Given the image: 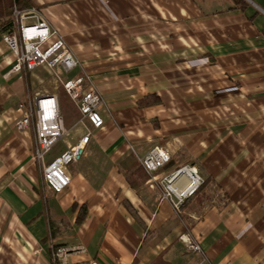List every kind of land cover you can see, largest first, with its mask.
<instances>
[{
    "label": "crops",
    "instance_id": "1",
    "mask_svg": "<svg viewBox=\"0 0 264 264\" xmlns=\"http://www.w3.org/2000/svg\"><path fill=\"white\" fill-rule=\"evenodd\" d=\"M244 1L33 0L79 62L63 76L9 74L0 26V264H264V0ZM80 77L104 99L101 129L64 90ZM55 93L65 134L44 163L91 133L62 192L34 125L18 129L33 96ZM155 147L171 160L152 178L140 158ZM186 166L209 198L177 211L161 182Z\"/></svg>",
    "mask_w": 264,
    "mask_h": 264
},
{
    "label": "built area",
    "instance_id": "2",
    "mask_svg": "<svg viewBox=\"0 0 264 264\" xmlns=\"http://www.w3.org/2000/svg\"><path fill=\"white\" fill-rule=\"evenodd\" d=\"M14 31L5 33L3 40L15 57L9 74H21L46 67L58 76L71 74L79 65L77 58L69 48L65 38L52 29L42 14L36 9L20 11L15 9L12 16ZM86 80L80 77L64 84L66 94L79 105L82 120L93 128L101 129L105 120L101 114L104 99ZM58 94H38L31 98L25 107L24 116L18 123V129L27 130L31 124L36 131V158L43 164V178L48 188L62 192L71 183L66 169L70 164L81 160L87 151L91 137L88 132L74 147L67 149L52 163L45 164L47 154L65 134ZM23 108V107H21ZM171 160L169 153L160 148H153L140 158L141 166L153 178L154 173ZM187 174V175H186ZM193 177V187L182 191L185 185L182 176ZM203 184L202 178L190 167H183L165 177L161 182L162 200L169 201L178 211L185 200L194 194ZM189 251L201 254L203 249L190 233L181 236ZM64 250H58L56 257H62Z\"/></svg>",
    "mask_w": 264,
    "mask_h": 264
},
{
    "label": "trees",
    "instance_id": "3",
    "mask_svg": "<svg viewBox=\"0 0 264 264\" xmlns=\"http://www.w3.org/2000/svg\"><path fill=\"white\" fill-rule=\"evenodd\" d=\"M236 4L242 9H247L248 4L244 0H235ZM34 7L33 0H0V26L4 29L5 33H11L14 31V25L12 21L13 12L15 9H18L20 11H25L32 9ZM148 101L141 102V105H147ZM148 177V176H147ZM145 177L144 179H147ZM206 182H204L200 188L192 194L185 202L182 204L181 209H185L188 203V200L190 199H196L195 204L196 206H201L205 201L208 200L207 195H200L202 191L206 189ZM84 208H81V211ZM80 211V212H81ZM82 221V216H79L78 222ZM163 258L160 256L159 260H162ZM58 264V263H55ZM168 264V263H167Z\"/></svg>",
    "mask_w": 264,
    "mask_h": 264
},
{
    "label": "bare ground",
    "instance_id": "4",
    "mask_svg": "<svg viewBox=\"0 0 264 264\" xmlns=\"http://www.w3.org/2000/svg\"><path fill=\"white\" fill-rule=\"evenodd\" d=\"M187 177H188V180H187V182H184L185 185L183 186V189H182V191H184V192H188L193 187V184H192L193 183V177H189V176H187ZM187 177H185V178H187ZM182 179H184V176H182Z\"/></svg>",
    "mask_w": 264,
    "mask_h": 264
}]
</instances>
